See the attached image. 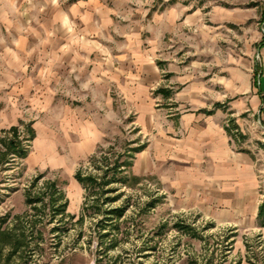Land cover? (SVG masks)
Listing matches in <instances>:
<instances>
[{
    "label": "crops",
    "instance_id": "0c3cea01",
    "mask_svg": "<svg viewBox=\"0 0 264 264\" xmlns=\"http://www.w3.org/2000/svg\"><path fill=\"white\" fill-rule=\"evenodd\" d=\"M10 19L0 29L8 41L2 67L24 99L37 100L39 77L46 103L27 111L13 103L0 112V131L43 113L48 147L66 149L62 162L76 169L115 138L123 111L144 139L133 176L156 182L176 211L254 225L262 175L246 147L251 122L264 124V47L255 51L263 63L255 76L254 50L223 60L213 46L243 15L212 0H0V22ZM53 161L44 154L40 163Z\"/></svg>",
    "mask_w": 264,
    "mask_h": 264
},
{
    "label": "rangeland",
    "instance_id": "374dc122",
    "mask_svg": "<svg viewBox=\"0 0 264 264\" xmlns=\"http://www.w3.org/2000/svg\"><path fill=\"white\" fill-rule=\"evenodd\" d=\"M197 5L199 4L196 3ZM204 5L202 1L201 6ZM212 5L221 7L233 17L243 15L238 24L236 22L235 25L230 24L218 34L219 38L213 45L217 49L215 54L219 55V59L226 60L230 53L236 51L246 53V50L252 49L254 52L250 57L255 63L254 74L257 76L263 73L262 57L259 58L255 51L264 47V0H212ZM0 23L2 30L12 26L11 19L2 20ZM209 24L210 21L206 22L207 26ZM5 39L7 40V37L0 34L1 48L8 43ZM220 48L223 49L221 53ZM34 83L36 89L31 94L33 97L36 96L37 100L24 99L25 97L20 96L18 90H15L19 83L14 82L11 73L2 67L0 61V97L6 98L0 100V112L7 111L13 103H18L21 111L45 104L44 84L39 83V77ZM25 86L27 90L24 93L28 95L29 85ZM116 102L121 112L125 101ZM121 114L120 128L115 138L78 163L76 169L79 167L78 170L82 169L84 173L96 172V165L92 160L95 158L99 160L103 155L109 157L125 155L121 161L127 160V155L133 156L132 160L134 159L136 149L138 150L140 141L144 139L134 124L130 123L134 116L125 117L123 111ZM242 117L247 118L246 115ZM44 120L43 113L40 117L36 113L33 119L29 115H22L16 123L27 152L24 158L18 157L11 164L0 165V231L16 226L26 227L27 221H33L35 212L26 205L25 190L39 174H44L45 179L39 180L37 188H44L46 179L56 180L69 205L65 216L62 218L58 216L54 220H51L49 206H37L43 210L41 218L34 228V234H27L28 247L22 253L24 258L15 260V264H207V257L214 250L213 264H237L239 260L240 264H264V228L260 226L258 219L250 227L214 223L213 227L203 231V227L211 222L208 218L196 211H176L158 190L156 182L140 177L136 178L141 180L135 181L131 179L134 176L130 169L125 173L129 182L126 185L124 183L111 185V188L119 190L107 194L109 197L120 194L119 201L112 206L101 207L107 212L112 207L127 205L124 216L115 223L104 222L108 223L105 229L98 226L105 219V215L103 213L94 215L90 209L85 213L81 211L82 204L87 202L93 193L76 180L75 174L78 170L62 162L66 149L48 147V133L44 132ZM251 123L255 133L251 137L252 143L246 150L261 169L260 190L264 196V124L258 118ZM31 129L34 131L33 138H30ZM235 134L242 139L239 130ZM44 154H49V157L52 154L54 161L42 165L40 160L43 161ZM37 191L38 189L33 195ZM151 201H155V206L149 207ZM26 214L28 216L25 217ZM69 215H75L76 218L70 219ZM18 216L21 218L17 219ZM81 216L83 221L78 222ZM178 216L186 219V223L194 221L193 225L201 231L203 238L181 237L178 230L173 227ZM60 219L63 221L59 222ZM112 222L119 225V231L113 230ZM107 232L112 234L105 238L101 237ZM231 233L235 235L229 240L233 244L232 249L226 253L228 258L223 262L220 241L224 235ZM113 244L115 247L112 248ZM11 252L10 247L2 250L4 256Z\"/></svg>",
    "mask_w": 264,
    "mask_h": 264
},
{
    "label": "trees",
    "instance_id": "16d2710c",
    "mask_svg": "<svg viewBox=\"0 0 264 264\" xmlns=\"http://www.w3.org/2000/svg\"><path fill=\"white\" fill-rule=\"evenodd\" d=\"M31 137L33 138L34 131L30 130ZM23 138L21 137V131L18 126H12L8 129L2 130L0 132V165L5 166L15 162V158H24L26 156V147L23 143ZM140 150V147L138 148ZM136 149V151H138ZM125 155H116L110 156L103 155L99 160L96 158L92 160L94 163L96 172L94 173H84L82 169H79L76 174V180L91 193V196L88 197V201L82 204L81 211L85 213L89 209L93 211L94 215H99L103 213L105 219H103L98 226H102L103 229L106 228L108 223L104 222H117L120 220L127 209V205L121 207H112L107 212L101 209L102 206H112L114 203L118 202L120 199V194L112 197L107 196L108 193H116L118 188H111V185L124 183L127 184L128 179L125 175L126 171L132 166V157L127 155V160L121 161ZM98 163V164H97ZM45 179L44 174H39L31 183L30 187L25 190V202L28 207H31L32 211L35 212L33 221H27L26 227L16 226L13 229H7L0 231V264H15V260L24 258L22 255L28 247L27 234L33 235L34 228L36 227L37 222L41 218L42 209H39L37 206L42 205L43 207H50L52 213L51 220L56 219V217H64L67 211L69 202L66 199L63 190L59 187L56 180L46 179L44 183V188H37L39 180ZM131 179L135 181L141 180L135 176ZM37 193L33 195L34 191ZM155 201L149 203V207L155 206ZM28 216L27 214L25 217ZM70 219H75V215H69ZM21 218L20 216L17 219ZM63 221L60 219L59 222ZM83 221V216L80 217L78 222ZM258 221L260 226L264 228V202L261 204L258 213ZM112 224L113 230L119 231V225ZM195 222L186 223V219L181 216L176 217V222L174 223V228L178 230L181 237H188L189 239H198L203 238L201 236V231L195 227L193 224ZM165 226V225H164ZM163 226V227H164ZM214 226V223L208 222L204 227V230H208ZM231 232V230H229ZM110 232L104 233L101 237H108ZM234 233L224 235L223 240L220 241V255L222 256L221 260L225 262L228 258L227 252L231 251V246L233 245L230 242ZM227 243V245H226ZM223 246V248H222ZM12 248V252L4 256L2 250L4 248ZM115 247V244L111 246ZM215 251V250H214ZM214 251H212L207 257V264H213ZM240 260L237 264H240Z\"/></svg>",
    "mask_w": 264,
    "mask_h": 264
}]
</instances>
